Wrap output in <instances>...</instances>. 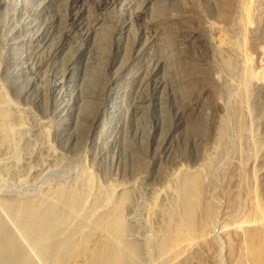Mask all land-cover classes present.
<instances>
[{"label":"rangeland","instance_id":"1","mask_svg":"<svg viewBox=\"0 0 264 264\" xmlns=\"http://www.w3.org/2000/svg\"><path fill=\"white\" fill-rule=\"evenodd\" d=\"M245 3L262 19L254 31L264 46V0ZM227 27L217 19L213 0H0V88L18 108L28 110L10 118L15 133L9 145H0V189L12 196L35 195L72 182L87 164L104 185L131 187L127 214L135 218L134 228L141 226L142 235L148 234L144 215L166 180L179 168L202 166L212 151L218 94L229 104L234 100L238 75L212 64V37L206 34ZM25 43L31 44L25 46L30 56L18 70L15 62L23 53L15 46ZM35 57L39 65L30 71ZM157 57L163 68L156 69ZM65 72L74 80L65 84V97L56 99L51 94L55 78ZM137 104L141 112L132 109ZM252 108L251 131L261 148L247 172L258 170L264 197V92L256 90ZM230 124V148L218 156L212 177L217 183L209 191L220 200L217 228L226 210L221 196L236 189L221 181L222 169L236 178L227 165L239 160ZM45 129L52 133L56 156H42ZM251 131L243 130L241 150L247 158Z\"/></svg>","mask_w":264,"mask_h":264},{"label":"bare ground","instance_id":"2","mask_svg":"<svg viewBox=\"0 0 264 264\" xmlns=\"http://www.w3.org/2000/svg\"><path fill=\"white\" fill-rule=\"evenodd\" d=\"M213 4L217 19L228 29L212 28L206 33L208 39L212 37L208 46L214 56L211 62L238 75L237 91L232 104L218 94L214 105L220 113L219 124L213 149L204 156L202 166L179 168L150 202L144 215L148 234L142 235L141 226L134 228L135 218L127 214L132 206L131 187L104 185L86 164L72 182L47 187L35 195L12 196L0 189V264H223V260L225 264H264L263 191L257 185L258 170L247 172L250 160L256 163L261 148L250 119L256 90L264 92V46L256 40L254 31L262 19L254 11L251 13L245 0H213ZM195 29L199 30V26ZM70 30H64L67 36ZM30 43L15 46L23 53L15 62L18 70L26 67L30 51L25 46ZM153 63L156 69L164 67L160 57ZM38 65L36 60L28 68L31 71ZM73 80L70 72L55 78L52 96L63 99L65 84L71 85ZM35 87L44 90L42 86ZM63 104L67 109L69 102L65 100ZM140 108L139 104L132 105L135 111ZM23 112L28 110L18 108L0 88V145H9L15 133L9 120ZM229 115L232 116L228 118ZM48 122L43 123L47 126ZM230 122L239 160H230L227 165L236 170V178L227 176L222 169L221 181L227 188L234 183L236 189L223 188L226 191L221 198L226 210L217 228L220 200L213 199L209 191L217 183L213 174L218 156L230 148ZM243 130H252L248 158L241 150ZM42 135L47 144L40 156H56L57 151L50 145L51 131L45 129Z\"/></svg>","mask_w":264,"mask_h":264}]
</instances>
